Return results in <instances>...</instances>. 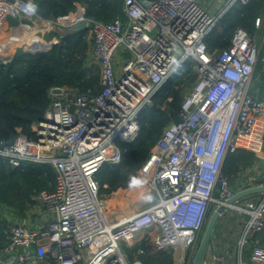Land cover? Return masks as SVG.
I'll return each instance as SVG.
<instances>
[{"label": "built area", "instance_id": "built-area-1", "mask_svg": "<svg viewBox=\"0 0 264 264\" xmlns=\"http://www.w3.org/2000/svg\"><path fill=\"white\" fill-rule=\"evenodd\" d=\"M238 1L248 0H226L217 14L203 6L204 0H123L126 19L94 20L81 5L73 19L64 16L71 28L87 21L101 88L80 93L52 87L50 106L32 124L36 139L20 134L0 147V158L14 166L46 162L56 170L54 190L35 197L51 217L37 227L9 223L0 264H142L129 260L121 242L133 244L152 229L158 248L176 253L190 248L193 263L211 204L234 193L222 171L228 150L242 147L258 154L263 149L264 96L250 92V84L257 70L264 75V15L255 19L252 33L237 28L226 49L210 52L205 41ZM30 5L0 0V32L12 31L9 17L18 18V26L44 23L48 30L57 21L39 17ZM63 22L57 28L67 27ZM5 49L0 43V59L7 61ZM187 60L194 61L200 76L183 98L180 120L164 127L137 171L135 179L144 181L142 198L124 207H136L128 216L106 214L96 173L104 163L121 160L126 150L121 142L133 141L140 130L139 112ZM252 135L260 140L259 149L238 144L241 136ZM234 208L248 213L240 240L246 244L264 228V198H247ZM252 249L250 259L241 257L239 264H264V245L254 243Z\"/></svg>", "mask_w": 264, "mask_h": 264}, {"label": "trees", "instance_id": "trees-1", "mask_svg": "<svg viewBox=\"0 0 264 264\" xmlns=\"http://www.w3.org/2000/svg\"><path fill=\"white\" fill-rule=\"evenodd\" d=\"M27 1L35 7L39 17L54 21L76 11L78 5L84 7L85 15L94 20L110 22L117 18L126 19L123 0ZM261 15H264V0L236 2L207 34L205 41L209 51H221L229 47L237 28L254 32L255 19ZM18 25L19 20L16 19L10 30L16 29ZM40 27L42 28L38 30L48 26L44 24ZM89 29L73 30L64 27L62 31L57 28L50 30L47 39L51 41V45L47 46H42L44 41L36 33L37 30L19 38L32 29L22 33L18 28L12 34L15 35L19 30L17 38L8 36L12 40L6 42H12V45L25 43L24 48L30 51L17 48L9 60L0 59V142L20 134L36 139L32 124L43 117L50 106L52 87L68 86L80 93H85L88 89L95 92L100 90L99 66L95 63L86 64L91 43ZM196 79L194 61L181 63L153 94L151 105L145 106L139 112L140 130L133 141L121 142V146L126 149L121 160L116 164L104 163L96 173L99 195L107 206L113 204L123 191L133 190L137 171L150 154L164 127L181 118V104L188 93H184L185 85L191 89ZM257 157L255 152L246 148L229 149L222 171L228 176L230 183L236 176L247 181L248 170ZM55 182L56 170L50 163L22 161L20 165L14 166L8 159L0 158V246L7 243L5 230L12 222L3 215L4 207L11 208L15 214L23 217L25 211L37 204L35 197L41 191L54 190ZM257 234L262 240L257 243L264 245V231ZM156 235L157 232L152 229L133 244L124 242L126 249L123 250L129 260L137 259L142 264H175L172 252L156 245ZM256 235L253 240H256Z\"/></svg>", "mask_w": 264, "mask_h": 264}, {"label": "rangeland", "instance_id": "rangeland-1", "mask_svg": "<svg viewBox=\"0 0 264 264\" xmlns=\"http://www.w3.org/2000/svg\"><path fill=\"white\" fill-rule=\"evenodd\" d=\"M225 3H226V0H204V2H202L203 6H205V8H207L213 14H217L220 11V9L225 5ZM8 20H9L10 28H12L13 27V22H15L16 19L9 17ZM60 21L63 22V20H59L58 19L51 26H49V30H48V28L47 29L45 28V29H43V31H40L39 32L40 35L42 33L47 34L52 28L58 27L59 26L58 24L60 23ZM63 23L66 24V26L68 27V29L71 28L70 26H68V23L67 22H63ZM41 25H44V23L43 24H39V26H41ZM31 26H35V25L34 24H31ZM40 28H42V27H40ZM16 29H18V27ZM60 29L61 28L59 27V30ZM14 33H15V31L11 32L10 34H14ZM92 35L93 34H92L91 30L89 29V39L91 41V47H92V43H93V37H92ZM5 37H7V36H5ZM15 41H17V40H15ZM11 44H12V42H11ZM24 45L25 44H20V45H16V47L17 48H24ZM127 54L128 53H124L123 55L125 56ZM196 72H197V79H196V81H197L199 79L200 73L198 71H196ZM258 78H260L262 80V82L264 83V75L261 74L260 77H258ZM258 78L254 77V80L251 82V84H250V92L255 87V84L259 82L258 81ZM196 81H195V83H196ZM189 88H190V86L185 85V89H184V93L185 94L190 90ZM262 153H264V143H263L262 152L260 154L262 155ZM259 160H260V158L257 157L256 158V161H259ZM242 180H243V178H241L239 176H236L235 179L233 181H231L230 186L232 188L234 186V188H235V186L239 185V183L246 182L245 180H243V181ZM134 182H135V180H134ZM232 188H230V189H232ZM143 189H144V185H143ZM215 196L216 197L219 196V193H218L217 190L215 191ZM263 196L261 198L256 199V200L263 199L264 198ZM119 197H121V196H119ZM41 202L42 201L40 199H37V203L38 204H40ZM216 206H217V202H213L211 204L210 209H209V213H208V216H207V219L209 218L210 213L214 210V208ZM225 211H227L228 214H231V213L234 214L236 211H237V213L240 214V212H238L237 209H234V208H231V207L227 208ZM2 213L6 217H8L10 220H12L11 224L14 223V222H17L19 216L17 214H15V211H13L11 208L4 207ZM245 220L243 221V223L241 225V231H240V233H239V235L237 237V240H234L233 239L234 238L233 237L234 236V231L233 230L230 231L228 229H225L222 232V234H220V232H219V234H216V237L215 238H213V235H212V237H211V243H210V245H209V247H208V249L206 251L205 257H204V261H205L206 264H222V263H224V261H225L224 264H239V261H240V258L241 257L242 258H245L246 260L250 259V255H251V252L253 250L252 249V245L254 243V240L252 239L250 242H247L246 244H242L240 242V240L242 238V227H243V224H244ZM218 224L219 223L217 222L216 227H218ZM235 225H233L232 228ZM216 227H215V229H216ZM204 228H205V226H203V228L200 231V238H201V236L203 234ZM258 233H260V232H258ZM257 236H259V234H257L255 237H257ZM121 246H122L123 249L125 248L123 242H121ZM194 250H193V254L195 252ZM190 251H191L190 248H188L183 253H181L180 251L176 253V251H174V250H171L170 252H172V255H173L174 260H175V264H188V263L191 264L190 261H189V257H188L189 254H190ZM181 255H184V261L182 260L180 262V256Z\"/></svg>", "mask_w": 264, "mask_h": 264}, {"label": "crops", "instance_id": "crops-1", "mask_svg": "<svg viewBox=\"0 0 264 264\" xmlns=\"http://www.w3.org/2000/svg\"><path fill=\"white\" fill-rule=\"evenodd\" d=\"M81 9H83L82 6H81ZM73 17H74V13L71 12V14H69V16L67 18H65V19L66 20H71V19H73ZM63 18H64V16L59 17L58 19L59 20H63ZM14 19H18V18H14ZM40 24H42V23H40ZM6 25H7V28L10 30L9 20H8V22H7ZM25 27H27V25L20 26L19 27V30L21 29V32L22 33H25L27 30H30V29H32V30L29 31L24 36H27L29 33L33 32L34 30H37L36 33L44 41V43H43L42 46L51 45V41L49 39H47V34L48 33L47 34L42 33L40 35L39 32L40 31H43V30H38V29H41L39 25L30 26L29 28H25ZM63 28L64 27H61L60 30L62 31ZM14 29H11V30L13 31ZM53 29H55V28H52L51 30H53ZM57 29H59V28H57ZM4 34L5 33L3 32V35L0 37V43H1L2 46H5L6 47V49L4 50V54H5L4 57H6L8 59V58L12 57V55L16 51V49H17L16 44L17 43H15V44L12 45V44H9V42H6V37H5ZM7 36H9V35H7ZM89 41H90V39H89ZM23 44H25V43H23ZM23 49H25V48H23ZM115 62H116V64H115L116 73L120 75V73H121V61H120V58L117 55L115 57ZM93 63H95V64L98 65V63L93 58V55H92V47H91V43H90V49H89V52H88V57H87L86 64L87 65H90V64H93ZM257 74H258V77H260L261 73H259L258 70L256 71V74L254 75V77L258 78L257 77ZM258 81L259 82L255 84V87L253 88V90L251 92L253 94L257 95V96H264V83L262 82V80L260 78H258ZM241 137H247V136H241ZM241 137H240V139L238 141V144L239 145H243V146H246V147L253 145V148L259 149L260 140L257 139L256 141H249V140L244 139V138H241ZM240 140L242 141L243 144L240 143ZM256 155L260 158V160L259 161H255V163L253 164V166L250 167V169L248 170V173L246 175L247 177L250 176V175H252V174H254V173H257L258 174L259 172H263L264 171V156H263L264 153H262V155L260 153H258ZM253 183H256V181H253ZM247 185H248V182L246 181L244 184H239V185L235 186V188L233 189V191L240 190V189H242L243 187H245ZM129 190H132V189H129ZM125 191H123V192H125ZM127 191H128V189H127ZM263 195L264 194H262V193H256V194L250 195V196H248L246 198H243L242 200H240L236 204H241L247 198H251V199L256 200L258 198H261ZM232 208H234V207H232ZM19 217H18L17 222L29 223L32 226L37 227V226L43 224L47 219H49L51 217V214L49 215L45 210H43L39 206V204H35V205L32 206V208L30 207L29 210L25 211V215L23 217L22 216H19ZM246 218H248V213L245 212V211L244 212H241L240 214L237 213V211L234 214L233 213L228 214L227 211H224L221 214V216L219 217L218 221H217L219 224H218V227H216V229H214L213 238H215L216 237V234H219V232H220V234H222V232L225 229H228L230 231L231 230L234 231V236H233L234 238L233 239L234 240H237V237H238V235H239V233L241 231V225H242L243 221ZM233 225H235V226L232 228ZM263 231H264V229L262 231H260V232H263ZM257 241L258 242H261L262 240L259 237H257L256 240H254V243H257ZM254 243H253V245H254ZM224 263H225V261H224ZM224 263H222V264H224Z\"/></svg>", "mask_w": 264, "mask_h": 264}, {"label": "water", "instance_id": "water-1", "mask_svg": "<svg viewBox=\"0 0 264 264\" xmlns=\"http://www.w3.org/2000/svg\"><path fill=\"white\" fill-rule=\"evenodd\" d=\"M9 1H13V0H9ZM87 27H88L87 21L83 20L73 25L71 29L79 30V29H84ZM24 50L30 51L26 49ZM148 105H151V102ZM14 141H15V137L9 140L1 141L0 147L4 145H11L14 143ZM254 174L249 176L250 178H248L247 180L248 182L247 186L243 187L240 190L234 191V193L231 196L225 198L224 200L217 202V206L210 213L209 218L206 220L205 228L199 240L198 246L195 250L192 264H206L204 261V257L211 243V237L213 235V232H214V229L216 227L219 217L227 208L234 207V205L237 202H239L243 198H246L250 195H253L256 193L264 194V171L259 172L258 174L257 173H254ZM253 181H256V183H253Z\"/></svg>", "mask_w": 264, "mask_h": 264}, {"label": "bare ground", "instance_id": "bare-ground-1", "mask_svg": "<svg viewBox=\"0 0 264 264\" xmlns=\"http://www.w3.org/2000/svg\"><path fill=\"white\" fill-rule=\"evenodd\" d=\"M43 24V23H42ZM5 26V24H4ZM20 26H24V25H20ZM18 26V28L20 27ZM17 29H15L14 31L16 32ZM19 33V31L15 34V35H12L10 33H7V34H4L5 36L9 35V36H17ZM3 35V33L0 32V37ZM25 36H21L19 38H23ZM17 38V37H16ZM7 41H11L12 38L10 37H6ZM241 138H244V139H247L249 141H256L257 139L254 137V135L252 136H247V137H241ZM143 180H138L136 179L135 180V183H134V188L131 192H123L120 196L121 197H118L115 202L109 206L106 205V203L104 204L103 206V209L104 211H106L105 213L107 214V211H113L116 213L117 217H121V216H128L130 215L136 207H130L128 209H124V207H126L128 205V203L130 202H134V201H137L139 200L140 198H142V195H143ZM139 193V194H138ZM136 194V195H135Z\"/></svg>", "mask_w": 264, "mask_h": 264}, {"label": "clouds", "instance_id": "clouds-1", "mask_svg": "<svg viewBox=\"0 0 264 264\" xmlns=\"http://www.w3.org/2000/svg\"><path fill=\"white\" fill-rule=\"evenodd\" d=\"M29 10L34 12L35 11V7L30 5L29 6Z\"/></svg>", "mask_w": 264, "mask_h": 264}]
</instances>
